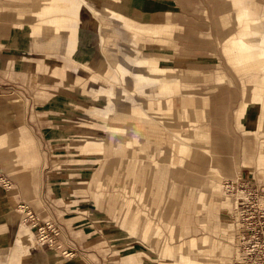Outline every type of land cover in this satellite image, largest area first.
Wrapping results in <instances>:
<instances>
[{
	"label": "rangeland",
	"instance_id": "obj_1",
	"mask_svg": "<svg viewBox=\"0 0 264 264\" xmlns=\"http://www.w3.org/2000/svg\"><path fill=\"white\" fill-rule=\"evenodd\" d=\"M191 1L197 5L196 10H202L200 3L210 0ZM175 2L172 0L170 12L178 15ZM35 3L36 0H0V99L15 105L14 108L7 103L0 105V135L6 137L0 142V166L18 187L15 188L28 198L27 205L32 211L59 228L63 242L83 256L87 264H128L126 257L135 252L142 254L141 260L132 256L135 262L130 264H161L164 261L161 256L170 253L168 247L187 240L186 236L171 239L173 231L176 237L181 225L186 224L187 237L200 238L203 248L213 252L203 259V264H264V242L262 239L252 242L248 237L238 239L235 197L223 191L227 180L237 178L264 189V133L253 131L242 135L235 129L232 118L241 99V80L226 64L219 45L229 32L237 31L232 26L230 13L226 12L228 5L223 6V16L215 23L210 15L200 16L201 10L199 14H190L196 19L189 20L186 15L180 21L176 18L173 22L177 25L192 23L196 30L188 32L181 26L182 29L172 33V40L163 44L151 42L149 35L140 33L135 35L138 44L132 42L131 32L122 25L128 21L134 23L137 11H130L127 5L116 9L118 16L96 6V13L92 10L88 16L87 5L82 3L74 27L66 11L45 13L48 17H66L63 18L66 21L64 37L50 35L49 39L33 41L57 45L62 49L60 52L58 47L42 51L33 46L10 44L13 25L34 21L29 8ZM116 5L112 3V7ZM81 6L85 14L81 13ZM167 11L155 8L150 12L151 18L161 20ZM20 12L24 15L22 20L18 17ZM97 15L94 26L90 19L95 21ZM103 15L111 18L103 22ZM54 20H47L45 26ZM104 26L109 30L103 39L100 33ZM133 51H137L136 57L131 56ZM27 52L34 55V62L25 59ZM86 52H95L99 61L91 62L84 57ZM147 59L162 68H179L178 71L199 78L180 82L191 85L190 88L180 85L182 98L168 88L156 87L163 80L172 85L175 78H150L148 66L141 64ZM219 69L229 81L214 89V77ZM95 85L112 87L115 96L89 88ZM219 88L229 92L231 101L229 107L226 102L222 108L218 105L212 118L209 97ZM86 89L89 94L84 95L82 91ZM186 96L196 99V107L187 106ZM149 101L158 104L154 111L150 110L142 131V143L150 148L149 155L143 152L129 157L131 154L103 153L97 149L91 150L92 154L82 153L86 128L94 120L101 122L102 113L112 109L146 112ZM215 130H223L226 144L216 138ZM225 133L234 142L235 164L224 162L225 158L217 150L216 145L221 143L224 150L230 148V138ZM177 144L180 150L182 147L181 151L175 150ZM21 145L25 147L23 152ZM135 146L126 145L127 151L134 150ZM251 151L256 160L241 165L246 152ZM157 167L164 171L166 178L161 189ZM0 184L9 182L3 179ZM199 191L207 192V202H214L212 208L216 212L207 213L197 202L194 194ZM218 191L221 196L216 195ZM16 205L12 212L0 214L1 225L6 219L14 225V232L0 226V261L5 260L11 249L18 225L20 231L29 230L34 245L50 255L49 261L69 262L76 258L69 253L65 259L61 255L63 249L57 248L56 243L40 245L35 229L25 223L32 231L23 224ZM261 208L264 202L248 208V215H256L250 221L259 218ZM131 225L152 229L149 239L143 242L132 235L128 231ZM155 230L160 232V237H156ZM19 249L22 251L21 244Z\"/></svg>",
	"mask_w": 264,
	"mask_h": 264
},
{
	"label": "crops",
	"instance_id": "obj_2",
	"mask_svg": "<svg viewBox=\"0 0 264 264\" xmlns=\"http://www.w3.org/2000/svg\"><path fill=\"white\" fill-rule=\"evenodd\" d=\"M48 0H36L37 3L33 5L34 7L29 8L30 16L34 18L33 22H25L22 21L17 23L11 27V38L10 44L13 46H24V47H37L38 49L44 51L58 47V50L62 52L61 47L55 45L54 47L48 45L45 42L38 41L36 44H32L31 40L29 39V33H31L32 29L45 27L47 20H54V19H61L66 17L62 15H52V16H45V13H42L43 7ZM58 3L62 5V10L59 13L66 11L68 14L67 19L71 20V27L74 22L78 19L80 14V4L86 3V14L89 16L90 11L94 8L93 4L89 2V0H57ZM106 4L111 5L118 4V5H127L129 6L128 9L130 11L134 10L137 11L134 23L124 22L123 27H125L129 32H131L134 44H138L139 40L135 37L138 33L149 35L151 42H158L160 44L168 43L172 37V33L175 29H182L181 26H185V30L188 32L196 30L193 27L192 23H183L184 25H177L173 20L180 21L179 18L185 15L188 17L189 20H192L191 13L199 14L201 9L196 10L198 8L197 5L192 4L191 0H176V7L178 9V15L175 13H171L170 9H172L171 3L172 0H104ZM260 0H210L204 1L201 11V15H207L209 17H213V22L219 21V19L223 16L222 8L225 5H228V9L226 12L230 13L231 16V23L234 28H237L235 32H229V34L224 37L220 42L219 45L221 47V52L223 57L226 60V64L233 70L235 75L239 77L241 80V99L239 100L237 106L234 108L232 113V118L234 121V127L237 131H240L242 135H250L253 131H258L264 133V1L259 2ZM162 8L169 10L166 13V16L163 17L161 20L154 21L151 18L150 12L155 8ZM189 10V11H187ZM84 12V7L81 6V13ZM85 14V13H83ZM163 14V12H161ZM164 15V14H163ZM178 16V17H177ZM19 19H24L23 13H19ZM111 18V16L107 17L106 15L102 16L103 22L105 19ZM127 19V18H126ZM187 18H183L182 20L188 21ZM196 19V18H194ZM203 19V18H202ZM142 22H139V21ZM201 20V19H199ZM195 21V20H194ZM21 31V35H16V30ZM204 29V28H203ZM109 30L107 27H102V32L100 33L104 39L105 32ZM203 32V31H202ZM73 35L77 33L72 32ZM94 33H88L87 35H93ZM143 40V38H140ZM172 40V39H171ZM107 49L105 46L104 49ZM254 53L262 54V61L261 63H257L254 60H251V56ZM248 54L249 58H246ZM39 55H43L40 53ZM25 59L29 62H34L33 54L31 52H27L25 55ZM215 86L214 89L218 88L220 85L224 84V82L229 81L228 76L223 70H218L215 77ZM209 97L211 102L212 108V118L215 115V110L217 111L218 105L222 108V105L226 102L229 107V102L231 101V96L229 92H223L222 89H218L212 93ZM2 100V99H0ZM7 104H11L8 103ZM14 104H11L10 107L14 108ZM227 110V108H226ZM261 119L260 127L257 128L255 125L254 120L259 118ZM216 133V138L218 136H222L224 133L223 130L214 131ZM226 134V133H225ZM228 135V134H226ZM230 138V148L224 150L222 147V143L220 146L216 145L218 148V152L220 156L224 157V162L228 164H235V157L232 156L233 152L232 149L234 148V142L231 136L228 135ZM6 140L4 135H0V142L1 144L3 141ZM234 155V154H233ZM257 157V156H256ZM256 157L254 153L251 151L246 152L245 160L241 162V165L246 166L247 164H252ZM237 160V159H236ZM0 173L1 175L8 180L9 184H12L10 189H5L0 186L2 190L5 191L4 197L2 199V205L0 208V214L12 212V209L15 207V204L19 203H26L28 204V198L22 194V192L17 189L18 187L15 186V183L10 180L6 174L3 173V170L0 166ZM17 187V188H15ZM8 191V192H7ZM15 217V216H14ZM2 220V216L0 217ZM45 218V217H42ZM6 227V231H13L14 225L8 219L5 220V223H2ZM59 229V228H58ZM5 230V229H4ZM20 227L16 229L14 233L12 247L9 250L6 258L4 261H0V264H24L26 259L31 258L30 253L25 252L24 250H20V244L23 243V240H20L19 232ZM14 232V231H13ZM60 232V231H59ZM8 234V233H7ZM58 241L62 246L63 250H66L67 253L70 255L76 256L75 259L69 262L64 261H49L50 255L46 253L38 254L33 257V260L36 264H87L86 259L74 252V249L67 246L61 236L58 237ZM141 253L135 252L133 255H128L125 259L127 263L130 264L131 262L134 263L135 261L132 259L137 258L141 260L140 256ZM139 256V257H137ZM69 258V257H64ZM23 261V262H21Z\"/></svg>",
	"mask_w": 264,
	"mask_h": 264
},
{
	"label": "bare ground",
	"instance_id": "obj_3",
	"mask_svg": "<svg viewBox=\"0 0 264 264\" xmlns=\"http://www.w3.org/2000/svg\"><path fill=\"white\" fill-rule=\"evenodd\" d=\"M89 2L91 4H93L94 8L92 7V5H91V8L94 10L92 12H95V13H96L95 6L98 9H100L101 11H103L107 14H113L114 16H118L116 14L117 8L122 9V7H120V5H118V6L116 5V6L112 7V4L108 5V4H106V2L104 0H89ZM61 10H62V5L60 3H58L57 0H48L43 7V11H41V12L51 14V13L61 11ZM97 17H98V15L96 16L95 21L90 19V23H93L94 26H95V24L97 25V22H98ZM89 18L90 17L87 16V19H89ZM65 24H66V21L63 18H61V19H55L54 21H52L50 26L40 27L39 29L36 27V28L32 29L31 33H29V38L31 40V43L36 44L35 41H37L39 38H43L45 40L49 39L50 35H58L60 37H64ZM16 35L17 36L21 35V31L19 29L16 30ZM33 40H35V41H33ZM136 52L133 51L131 56L136 57V55H137ZM84 57L89 58V60L91 62H92V60H93V62H98L99 58H100L99 56H97L95 54V52L94 53H87L86 52ZM246 58H249L248 54L246 55ZM251 60H254L257 63H261L262 54L254 53L251 56ZM141 64L144 66H148V70H149L148 75L150 76V78L158 79L161 76H163L165 78L174 77L175 80L172 83V85L168 84L169 83L168 81L163 80L160 83V85H157L156 87H159L162 90L163 89L166 90L168 88L169 90H171V93L177 92L178 95L179 94L182 95L180 93L181 92L180 85H182V88H183V86L185 88L191 87V85L181 84L180 83L181 81L184 82L183 80H186V79L187 80H194L196 78H199L198 76L192 77L190 75L185 74L184 72H182L180 70L178 71L179 68L178 69H176V68L175 69L162 68L161 67L162 65L156 64L155 61L152 59L144 60L143 62H141ZM89 88L91 90H94L97 93L109 94L112 97L115 96V92H114V89L112 87L95 85V86H90ZM82 92L84 93V95L89 94V91L87 89L85 91H82ZM181 97L183 98V95ZM180 100H181V98H180ZM185 100L187 101V106L190 109L196 107V104H197L196 99H194L193 96H190V97L186 96ZM6 103L7 102L4 101L3 99L0 100V105L6 104ZM157 106H158V104L156 101H149L147 103V108H148L149 112H148V110L146 112H144V111H141L138 109H129V111H127V112L121 111V110L117 111L115 109H112V110H109L108 112L102 113L101 117L98 116L101 119V122L94 120V122L90 123L88 125V127L86 128V130H87L85 133L86 143L84 144L85 148L82 150V153L92 154L93 151H91V150L97 149V150L103 151V153L105 151H107V152L116 151V152L123 154L125 156L127 154H131L129 157H136L137 154L140 155L143 152H145L146 155H149L148 153H149L150 148L148 146H145V144L142 143V139H143L142 131L145 128L144 124H147V122L149 120V116L151 114L150 112L152 110L154 111ZM204 112L206 113V109L204 110ZM254 122H255L256 127L259 128L260 123H261L260 117L255 119ZM218 139L223 140L224 142H222V143H224V144H226V142H227L226 136H218ZM132 144H134V145L136 144L135 149L132 151H127L126 145L128 146V145H132ZM17 145H19V144H17ZM174 148H175V150H180V145L177 144ZM24 149H25V147L21 145L20 151L23 152ZM181 150H182V147H181ZM152 165H154V163ZM149 173H150V171H149ZM156 173H157L158 184H159V187L161 189V187L164 186V183L166 180V178L164 176V171L161 168L157 167ZM0 186L5 188V189H10L12 184H5L4 186L0 184ZM130 192H132V191H130ZM133 193L134 192H132V195H133ZM140 194H142V193H140ZM192 194H194V193L192 192ZM206 194H207V192L199 191L198 193H195L194 196H196L197 202L201 203V206H204L205 211L207 213L216 212L212 208V205L214 204V202L213 201L207 202V199H206L207 195ZM208 195H209V193H208ZM216 195L221 196L219 191L216 192ZM3 197H4V194H3L2 189L0 188V208L2 205ZM140 199H141V197H140ZM218 199H220V197ZM125 200H126V198H125ZM127 200H129V199H127ZM141 204H143V202ZM144 205H145V202H144ZM17 206H18V204L16 205V207ZM18 211L20 212V210H18ZM209 216H210V214H209ZM219 217H221V216H219ZM22 222L26 227L31 229L29 226H27L25 224L24 219ZM185 226L187 227V224L181 225V227L179 228V232H178L176 237H175V233L173 231V234H171V239L177 240L180 238H184L186 236L185 238H187V240L179 242L177 246L168 247L170 249L169 250L170 253L161 256L164 258V261L163 262L161 261V264H203V261H204L203 259H206V256L208 254H210L209 256H211L213 254V252L211 253L210 251H206V248H203L204 243L202 240H199L200 238H197V237L194 238V236H190L188 238L187 236L189 234V229H186ZM172 228H174V226H172ZM151 230L152 229H149V228L144 230V229L136 227V226L133 227V225H131V227L128 229V231L132 235L139 238L143 242L147 241L149 239V235H150ZM154 233H155L156 237H160L159 235H161L158 230H155ZM19 237H20L21 241L23 240V243L21 242L22 250L30 253V256H31V258L26 259L24 261V264H36L35 261L33 260V257H35L38 254H42L43 250L34 245L33 240H32V235L28 229H23L22 231H20ZM36 241L40 245H44V244L47 245L46 242H44V241L42 242V241L38 240L37 238H36ZM62 256H64V255H62ZM201 256H203V258H201ZM65 257H69V256H65ZM214 264H219V263L215 262Z\"/></svg>",
	"mask_w": 264,
	"mask_h": 264
},
{
	"label": "built area",
	"instance_id": "obj_4",
	"mask_svg": "<svg viewBox=\"0 0 264 264\" xmlns=\"http://www.w3.org/2000/svg\"><path fill=\"white\" fill-rule=\"evenodd\" d=\"M3 179L5 178L0 173V180ZM223 191L235 197L233 205L240 232V235L237 236L238 239L244 240L248 237V240L252 242H260L261 239L264 242V208L258 210L260 215L255 221L250 220L254 219L256 215L252 213L248 215L249 207L255 203L260 205V203L264 202V189L259 190L257 187H252L244 179L237 178L235 180H227L223 184ZM17 207L23 216L24 222L35 229L38 240L44 241L49 245L56 243L58 244L57 248H62L58 241L59 231L53 223L40 218L32 211L29 205L23 202L19 203ZM61 252L65 256L69 254L66 250H62Z\"/></svg>",
	"mask_w": 264,
	"mask_h": 264
}]
</instances>
